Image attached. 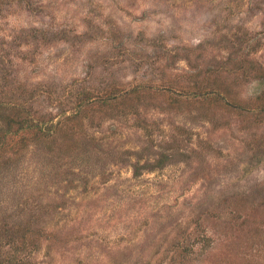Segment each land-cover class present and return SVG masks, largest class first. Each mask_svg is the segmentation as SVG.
Here are the masks:
<instances>
[{
  "label": "rangeland",
  "instance_id": "1",
  "mask_svg": "<svg viewBox=\"0 0 264 264\" xmlns=\"http://www.w3.org/2000/svg\"><path fill=\"white\" fill-rule=\"evenodd\" d=\"M8 99L0 260L264 264V0H0Z\"/></svg>",
  "mask_w": 264,
  "mask_h": 264
},
{
  "label": "trees",
  "instance_id": "2",
  "mask_svg": "<svg viewBox=\"0 0 264 264\" xmlns=\"http://www.w3.org/2000/svg\"><path fill=\"white\" fill-rule=\"evenodd\" d=\"M59 122L54 123L52 126L55 127L59 125ZM45 125L46 124H43L32 116L31 113L19 103L13 102L10 99L0 100V160L3 158L5 149L12 145V141L16 138L25 140V134L27 132H32L37 135L38 138H47V135L51 133V131ZM30 232L32 231L27 229H16V227H12L10 224H5L0 227V235L6 233L13 238L16 236V233H18L17 237L21 239V244L24 245L31 239V236H29ZM19 247L20 246L17 245L16 251L22 250V248ZM0 264H23V259L12 255L7 259L0 260Z\"/></svg>",
  "mask_w": 264,
  "mask_h": 264
}]
</instances>
